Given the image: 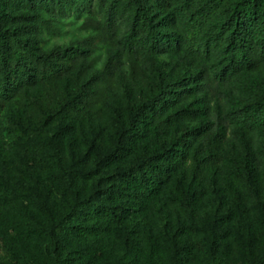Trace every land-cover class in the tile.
<instances>
[{
    "label": "trees",
    "instance_id": "trees-1",
    "mask_svg": "<svg viewBox=\"0 0 264 264\" xmlns=\"http://www.w3.org/2000/svg\"><path fill=\"white\" fill-rule=\"evenodd\" d=\"M78 3L0 0V110L18 95L24 106L17 121L11 113L0 119V227L5 231L15 227L10 208L30 207L20 221L29 238L49 243V254L41 252L43 263L67 264L65 257L77 245L105 237L112 227L151 210L163 198L176 165L184 166L186 174L177 179L167 203L178 213L189 238L185 243L174 239L170 258L183 257L185 244L199 238H232V223L248 219L249 202L255 193H264V97L241 107L230 101L237 92L255 89L264 75V0H101L103 38L116 40L130 56L145 50L159 87L155 97L97 133L81 157L58 154L40 139L42 123L60 122L59 132L64 134L69 126L63 125L65 119L82 118L91 107L94 93L82 84L90 68L88 49L46 51L41 37L43 28H48L44 13H67ZM119 21L127 24L121 38ZM161 55L198 73L187 72L185 79L170 85L159 63ZM118 67L119 60L110 58L104 76L110 78ZM208 75L227 99L228 111L218 106L216 122L200 124L198 146H185L179 139L159 144L184 122L208 116L206 96H200ZM228 125L245 143V156L223 155ZM140 144L148 151L139 153L133 167L118 168L110 178L87 185L95 170L120 165L123 155L138 150ZM35 173L47 176L33 177ZM217 178L223 179V188L215 189V194L227 200L230 209L202 217L196 209ZM262 207L247 233L233 235L238 256L234 264H264V203ZM122 239L133 264H157L156 248L138 246L128 232ZM216 251L231 256L229 247L217 245ZM82 258L87 263L77 264H95L92 259H98V253L84 251ZM99 258L101 264H122L109 255Z\"/></svg>",
    "mask_w": 264,
    "mask_h": 264
},
{
    "label": "rangeland",
    "instance_id": "rangeland-1",
    "mask_svg": "<svg viewBox=\"0 0 264 264\" xmlns=\"http://www.w3.org/2000/svg\"><path fill=\"white\" fill-rule=\"evenodd\" d=\"M78 2V7L67 13H44L43 17L48 28H43L41 37L46 51L55 47L88 49L90 68L82 80V84L94 93L91 107L82 118L65 119L63 125L69 126L64 134L59 132L60 122L50 126H45L42 123L40 139L42 142L48 143L58 154H74L76 157H81L87 153L94 136L99 132H106L111 121L126 115L129 110L143 105L147 100L156 96L159 77L155 69L149 65L145 50H139L135 55L130 56L121 49L116 40L103 38L100 25L105 20V8L101 0H78ZM118 25L119 34L117 37L121 38L127 29V24L125 21H119ZM112 57L119 60V67L110 78H106L103 74L104 68ZM159 63L164 77L170 85L185 79L187 72L191 75L198 73L196 69H192L186 63L178 65L167 55H161ZM229 93L230 91L227 94ZM202 95L206 96L208 116L184 122L182 126L159 139V144H171L176 139L185 143V146L200 144V135L197 132L200 124L203 122L215 123L218 106L225 108L226 111L229 109L227 99L220 95L216 81L211 75L206 77L201 86L200 96ZM263 97L264 75L255 89L237 92L234 99L231 97L230 101L238 103L241 107ZM188 103L190 104L192 101ZM23 108V98L18 95L12 104L5 105L0 110V119L11 113L17 121ZM60 133L64 135V138H61ZM61 139L63 142H59ZM144 143L147 146V139H144ZM142 151L147 152L148 148L144 149L140 144L138 150H132L123 155L120 165L98 168L94 172V179L87 185L91 187L102 178H110L118 168L133 167ZM258 151L256 144V153ZM246 152L245 143L240 136L234 133L233 127L228 125L223 155L229 159H236L245 156ZM174 167L163 198L157 200L151 210L129 218L120 227H112L105 237L94 238L87 243L77 245L74 252L65 257L67 264L87 263L88 260L82 258V253L88 250L97 251L98 259H92L95 264H101L99 257L102 255L114 257L122 264H133L122 239L125 232L132 235L138 246L143 247L146 244L148 247L156 248L158 252L157 264H234L238 256L235 251L233 235L247 233L250 226L259 220L263 211L264 193H255L249 202L252 213L248 219L232 223V238L218 241L199 238L194 243H186L183 257H178L176 261H173L168 254V249L172 247L174 239L185 243L189 238L183 230V222L178 213L167 203L177 179L186 174L184 166L174 165ZM46 176V173L33 175V177L39 178H46ZM222 188L223 179L217 178L210 186L209 193L204 197L202 206L196 209L202 217L225 214L229 211L230 203L227 200L222 201L215 194V189L221 190ZM50 194L54 201L58 200L53 189H50ZM9 210L15 220V227L10 231H5L0 227V264H44L41 252L49 254V243L45 240L29 238L26 235L25 223L20 221V215L30 212L31 208L26 205H17ZM217 245L229 247L231 256L221 255L216 251ZM52 257L55 262L60 261L55 256Z\"/></svg>",
    "mask_w": 264,
    "mask_h": 264
}]
</instances>
